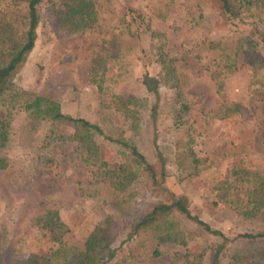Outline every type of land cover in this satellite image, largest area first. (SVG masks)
<instances>
[{
  "label": "rangeland",
  "instance_id": "obj_1",
  "mask_svg": "<svg viewBox=\"0 0 264 264\" xmlns=\"http://www.w3.org/2000/svg\"><path fill=\"white\" fill-rule=\"evenodd\" d=\"M8 1L0 0V15ZM92 1L97 16L76 33L59 24V0L40 5L34 47L14 79L21 95L9 107L10 136L0 148V156L9 159L0 170V256L7 262L14 253L22 258L46 254L56 247L55 236L81 246L107 215L114 222V246H119L136 218L159 202L185 196L192 215L220 230L226 240L179 217L189 236L186 246L164 244L158 257L109 264H185L204 248L202 264H211L210 247L223 242L220 261L226 264L227 253L243 247L238 233L264 232V211L245 217L228 202L239 197L245 203L251 191L264 192V89L259 86L264 30L253 19L225 20L216 0ZM244 37L252 52L246 56L240 50L228 65L221 50L210 44ZM162 59L171 63L177 80L171 86L159 83L156 97L143 79L159 77ZM33 95L58 102L63 113L96 123L112 137L133 141L158 180L148 183L147 176L138 177L118 198L127 197V203L112 204L94 174L102 161L124 163L126 150L97 137L99 159L92 162L72 137L45 141L47 123L33 120L23 107ZM113 95L142 98L144 105L135 102L127 114L120 113ZM224 102H238L239 110L224 118L213 116L211 111ZM180 103L184 111L178 114ZM186 129L194 135L193 150L201 161L200 172L190 177L175 160L189 139ZM62 131L69 135L72 129L63 126ZM254 170L261 172L255 174L256 183L249 175ZM223 180L238 187L225 200L219 188ZM49 209L58 213L56 224H35ZM252 245L264 248V239Z\"/></svg>",
  "mask_w": 264,
  "mask_h": 264
},
{
  "label": "trees",
  "instance_id": "obj_2",
  "mask_svg": "<svg viewBox=\"0 0 264 264\" xmlns=\"http://www.w3.org/2000/svg\"><path fill=\"white\" fill-rule=\"evenodd\" d=\"M43 0H9L1 11L0 15V148L6 146L10 136L11 110L9 107L16 102L21 95L14 81L16 74L23 66L31 50L34 47L37 37V27L40 22V5ZM224 19L232 21L233 18L253 19L260 24L264 30V0H216ZM57 9V20L66 31L71 33L82 32L89 21L97 16L95 3L92 0H59ZM258 32V31H257ZM264 33V32H263ZM259 34V33H258ZM262 36V35H261ZM264 41V35L262 37ZM213 48L221 50V57L224 64H231L233 57L241 50L244 55L249 56L253 45L248 37H244L239 42L228 40L213 41ZM232 57V59H230ZM162 70L158 78L144 77L143 83L146 90L158 97V84L171 86L176 83L175 72L172 65L166 59H162ZM259 86L264 89V78L259 81ZM155 98V97H154ZM137 102L138 106H143L144 100L135 96L113 95L112 103L116 111L127 114L128 106ZM154 101L149 110H153ZM24 109L28 111L33 120L45 121L48 125L44 135L47 142L64 140L67 137L73 138L79 147L87 153V157L96 162L98 160L99 143L97 137L110 140L126 150L124 163L110 165L106 161L98 164L95 171L94 180L100 187L106 188L107 196L112 204L123 206L127 203L125 196L129 186L140 176H147L148 183H155L158 180L156 170L147 161L133 141L119 135L112 137L96 123L83 117H75L60 110L58 102L40 95H33L24 102ZM238 102H224L211 112L217 118H224L236 113L239 110ZM176 112L180 114L184 111L182 103L176 106ZM155 121V119H153ZM63 126L72 129L69 135L62 131ZM189 139L184 143L181 151L176 153V164L184 176L197 175L201 170V161L193 150L194 135L186 129ZM264 139V134H263ZM9 159L0 156V170L7 168ZM261 173L254 170L249 173L255 182V174ZM249 180V179H248ZM264 183V182H261ZM221 197L225 200L228 192L238 191L237 185L229 180L219 182ZM256 195L254 191L248 194L249 199L242 203L238 197L229 200L231 207L238 215L251 217L264 211V192ZM258 199H251L252 196ZM253 198V197H252ZM58 213L55 210H46L38 216L34 223L42 228L56 224ZM179 217H183L194 222L204 230L223 237L224 234L217 229H212L208 223L192 215L187 197L179 196L170 202H159L150 211L136 218L127 225V235L119 246H114L117 241L114 222L112 217L107 215L99 221L89 232L84 243L76 246L62 240L60 236H55L56 247L46 254L36 252L22 258L21 253H14L6 262L0 256V264H109L112 260L123 262L126 259L136 257H158L162 254L164 244L186 246L189 236L183 228ZM237 239L244 241L242 248L229 251L226 255V264H264V248L252 245L253 242L264 239V232H241L237 234ZM214 255L211 264H221V252L224 242L214 244ZM207 248L201 252L187 258L185 264H202Z\"/></svg>",
  "mask_w": 264,
  "mask_h": 264
}]
</instances>
